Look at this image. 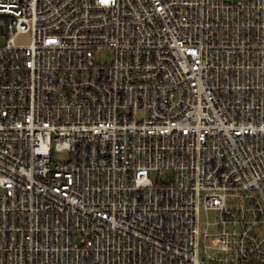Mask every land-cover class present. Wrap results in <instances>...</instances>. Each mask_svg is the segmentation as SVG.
<instances>
[{
    "label": "built area",
    "instance_id": "2783aa9c",
    "mask_svg": "<svg viewBox=\"0 0 264 264\" xmlns=\"http://www.w3.org/2000/svg\"><path fill=\"white\" fill-rule=\"evenodd\" d=\"M0 264H264V0H0Z\"/></svg>",
    "mask_w": 264,
    "mask_h": 264
},
{
    "label": "rangeland",
    "instance_id": "374dc122",
    "mask_svg": "<svg viewBox=\"0 0 264 264\" xmlns=\"http://www.w3.org/2000/svg\"><path fill=\"white\" fill-rule=\"evenodd\" d=\"M32 42V37L31 35H21L17 38V44L20 46H28ZM97 61L102 64L110 63L113 58V52L111 50H103L101 52H98L97 55ZM57 161H63L66 159V155H58L56 157ZM153 179L159 178L158 174H152L151 176ZM171 178L169 174L162 175L161 179L163 181H167ZM209 220L214 223L217 221V214L214 212H210L208 214ZM207 221V214L204 212L202 213V223L204 224ZM212 254H215L214 251H211Z\"/></svg>",
    "mask_w": 264,
    "mask_h": 264
}]
</instances>
